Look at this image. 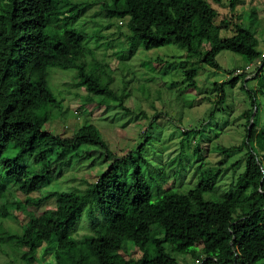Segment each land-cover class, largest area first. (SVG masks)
Wrapping results in <instances>:
<instances>
[{
	"label": "trees",
	"instance_id": "obj_1",
	"mask_svg": "<svg viewBox=\"0 0 264 264\" xmlns=\"http://www.w3.org/2000/svg\"><path fill=\"white\" fill-rule=\"evenodd\" d=\"M210 1L218 6L222 3ZM88 7V3L69 0H0V198H7L8 186L27 193L37 178L41 179L40 187L45 186L58 162L89 157L87 151H80L82 146L99 147L111 156L92 124L81 126L71 137L44 128L48 106L61 105L49 88L51 69L75 71L78 83L93 81L100 96L115 99L123 108L127 89L121 95L111 89L113 79L106 73L107 66L95 73L87 69L85 56L91 51L86 44L93 36L71 27ZM101 9L105 20L129 18L127 42L133 48L174 45L184 49L189 58L200 55L198 48L205 43L208 50L201 64L219 68L215 57L225 45L220 39L221 27L214 22L218 10L209 1L108 0ZM238 31L249 35L247 30ZM244 55L247 64L260 57L257 53ZM263 69L264 59L262 67L248 79L259 80L257 91L264 90ZM198 70V66L182 68L187 89L196 87ZM240 79L244 76L214 85L220 96L218 104L225 99L224 86L233 88ZM255 92L250 109L241 114L245 120L242 144L216 147L221 161L200 173L197 184L187 193L172 187L163 190L160 180L167 183L163 170L151 174L150 180L145 177L140 162L133 158L143 154L149 142L144 138L83 190L26 196V205L37 208L53 201L54 210L37 216L20 234L1 230L0 240L23 245L32 257L43 244L56 246L60 256L80 264H180L174 255H190L198 264H264V126L259 128L255 122ZM242 148L243 171L229 192L216 195L229 154ZM199 151L196 146L194 155ZM154 177L159 182L153 183L158 190L156 198L150 186ZM5 204L6 200L0 208L3 217L9 213ZM84 214L89 233L74 239L71 235Z\"/></svg>",
	"mask_w": 264,
	"mask_h": 264
},
{
	"label": "rangeland",
	"instance_id": "obj_2",
	"mask_svg": "<svg viewBox=\"0 0 264 264\" xmlns=\"http://www.w3.org/2000/svg\"><path fill=\"white\" fill-rule=\"evenodd\" d=\"M69 1L88 3L89 6L71 26L93 36L86 44L91 51L85 56L89 65L87 69L95 73L99 67L104 69L107 66L106 73L111 74L113 79L111 89L121 95L126 88L127 96L123 99V108H119L115 99L99 95L93 81L78 83L75 71H49V88L61 105L48 106V122L44 128L56 135L71 137L81 126L92 124L101 133L111 156L107 157L99 147L82 146L80 151H87L89 157H71L63 164L58 162L45 186L40 187L41 179L37 178L27 193H20L15 186L5 187L8 194L5 195L7 198H0V208L6 200L9 213L5 217L0 213V232L6 231L10 235L20 234L37 216L54 210L53 201L37 208L30 207L25 204L26 196L38 198L53 192L83 190L87 183L95 182L115 159H121L136 149L144 138H148L149 142L143 154L133 158L140 162L145 177L150 180L151 174L163 170L167 179L165 185V179L160 180L163 190L172 187L179 193H187L197 184L200 173L216 167L221 161L216 147L229 148L242 144L245 120L241 114L250 109L253 91H256L258 108L255 122L259 128L264 126V90H255L258 89V79L244 77L233 88L225 85V99L219 104L220 96L214 86L240 76L235 72L250 65L244 53L260 54L252 64L260 60L262 67L264 0H222L219 6L207 0L218 10L214 22L221 27L220 39L225 45L215 57L218 69L201 64L202 55L208 50L205 43L198 48L200 55L189 58L184 49L174 45L150 50L133 48L127 42L129 30L126 23L129 18L111 17L105 20L103 17L101 8L108 0ZM107 23L112 27L107 28ZM238 28L247 30L249 35L240 33ZM130 52H133L132 56H129ZM191 66H198L199 70L195 77L196 87L187 89L181 70ZM262 74L264 76V69ZM2 108L0 102V112ZM196 146L200 150L198 155H194ZM243 155V148L229 154L215 188L216 195L232 189L237 176L243 171ZM202 157L204 159L200 161ZM238 161L239 165L233 168L232 165ZM127 166L131 170L130 164ZM155 179H151L152 184L150 182L154 198L158 190L153 183L159 184ZM204 198L208 199V195ZM88 233L84 214L71 237L79 239ZM164 246L170 252L169 245ZM59 256L56 246L43 244L32 257L23 245L10 239L5 242L0 240V264H80L74 258ZM174 257L180 264L184 260L187 264H198L190 255ZM86 262L83 264H98Z\"/></svg>",
	"mask_w": 264,
	"mask_h": 264
},
{
	"label": "built area",
	"instance_id": "obj_3",
	"mask_svg": "<svg viewBox=\"0 0 264 264\" xmlns=\"http://www.w3.org/2000/svg\"><path fill=\"white\" fill-rule=\"evenodd\" d=\"M262 58H264V57H262ZM259 67H261L260 60H258L256 64L250 63V65H247L244 69H240V70L238 69L235 73H236V75L240 74V76H244L245 78L247 77V79H250L253 76L255 70ZM252 71H253V73H251ZM250 74H251V76H250Z\"/></svg>",
	"mask_w": 264,
	"mask_h": 264
}]
</instances>
